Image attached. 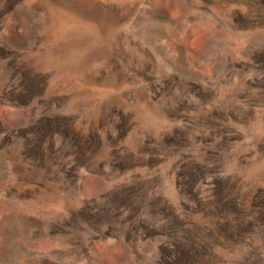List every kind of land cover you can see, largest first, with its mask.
Here are the masks:
<instances>
[{
  "label": "rangeland",
  "instance_id": "obj_1",
  "mask_svg": "<svg viewBox=\"0 0 264 264\" xmlns=\"http://www.w3.org/2000/svg\"><path fill=\"white\" fill-rule=\"evenodd\" d=\"M0 264H264V0H0Z\"/></svg>",
  "mask_w": 264,
  "mask_h": 264
},
{
  "label": "trees",
  "instance_id": "obj_2",
  "mask_svg": "<svg viewBox=\"0 0 264 264\" xmlns=\"http://www.w3.org/2000/svg\"><path fill=\"white\" fill-rule=\"evenodd\" d=\"M191 255H189V253H182L180 252V255H179V260L182 261V263H189L191 260Z\"/></svg>",
  "mask_w": 264,
  "mask_h": 264
}]
</instances>
